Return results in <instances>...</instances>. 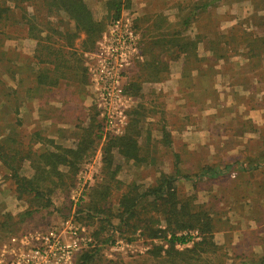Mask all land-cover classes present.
Listing matches in <instances>:
<instances>
[{"label":"rangeland","instance_id":"374dc122","mask_svg":"<svg viewBox=\"0 0 264 264\" xmlns=\"http://www.w3.org/2000/svg\"><path fill=\"white\" fill-rule=\"evenodd\" d=\"M107 1L86 0L93 17L106 25L112 12ZM117 1L133 16L141 41L142 60L128 74L129 80H140L139 93L133 96L132 85L126 88L133 100L121 133L89 137L100 117L92 88L82 86L89 104L81 119L89 123L85 130L81 125L50 131V62L36 59L37 41L28 35L22 14L34 17L38 36L49 46L47 22L60 32L70 20L51 0H17L15 7L14 0H0L10 8L0 23V264H22L20 258L41 248L50 231L69 242L70 224L83 240L69 264H78L85 250L96 251L88 264H257L264 253V163H240L264 155V0H217L198 11L193 7L206 0ZM84 45L78 62L95 47L90 40ZM131 118L139 130L136 158L122 159L113 151L120 169L104 197V144L122 135ZM80 139L93 143L86 151L72 147ZM50 141L68 142L88 158L75 172L56 165L65 170L58 175L44 160L55 151ZM208 167L217 174L207 173ZM162 175L173 178L179 201L190 200L210 214L213 250L156 255L154 246H167L162 236L149 238L148 222L164 229L163 207L157 202L151 206L160 207L150 208L151 198L139 200L129 225L119 221L120 194L129 187L138 196ZM15 176L26 189L40 188L37 197L22 191ZM193 240L175 248H189Z\"/></svg>","mask_w":264,"mask_h":264},{"label":"trees","instance_id":"16d2710c","mask_svg":"<svg viewBox=\"0 0 264 264\" xmlns=\"http://www.w3.org/2000/svg\"><path fill=\"white\" fill-rule=\"evenodd\" d=\"M50 1V0H48ZM217 0H206L198 2L193 7V11L197 9L201 10L208 6H210L213 2ZM14 7L17 6L18 2L17 0H14ZM49 3V2H48ZM51 4L53 7H55L58 10L63 11V13L68 17L71 23H73L74 28L77 31H83L86 35L87 40H90V44H95L96 41L100 38L102 32L104 31L106 27V23H103L102 20L95 19L92 15V12L90 8L87 6V4L83 0H51ZM107 4H109L108 8L112 10L109 20H112L114 18H117L122 8L120 6V2L117 0H109L107 1ZM9 6L4 8V6L0 3V23H4L3 20L5 19V11H7ZM46 12L50 13V6H48ZM194 12H192L193 14ZM22 18L25 19V21L28 23V35L31 37H34V39L37 41L36 45L38 48L36 49V52L38 54L36 55V59L39 60V62H50V59L42 57L43 53L50 54V46L47 45V42L42 40V36H38L40 34H37L38 32V24L35 22L34 17L30 20L26 19L25 14H22ZM43 23V22H42ZM48 24L50 22H47ZM46 23V24H47ZM105 24V25H104ZM49 30V29H48ZM40 31V30H39ZM41 32V31H40ZM255 41V40H254ZM46 43V44H44ZM49 43V42H48ZM250 47V46H249ZM142 49V47H141ZM39 51H42L41 53ZM251 52L253 50L251 49ZM151 63V62H150ZM147 65V63H144ZM144 65V67L146 66ZM153 65V64H152ZM140 80L137 79H131L130 83L127 84L129 87L132 85V94L133 96H137V93H139V83ZM137 120L135 118H131L129 121V124L125 130V132L120 136H114L109 137L103 147L102 150V171L106 178L102 179L101 187L102 191L101 193L104 195H108L111 188L110 184L115 183V175L120 169V165L115 162V156L113 155V151L115 150L118 152L120 156H122V159H131L136 158L135 154L138 151L137 147V136L139 135V130L136 128ZM98 134L100 135L101 132H99V122H95V126L93 127V132L89 134L93 137H98ZM84 142H87L88 144H92L93 140H84ZM83 144V142L81 143ZM62 149V148H61ZM81 151H86V146L77 148ZM73 150L72 148L68 149H62L61 151L65 153L64 155H69L71 157V160L66 161L68 164V168L71 170H76L78 160L82 158V160L88 158L85 153L79 154V150ZM87 153V152H86ZM54 156L55 153H53ZM61 156L60 159H62ZM45 163L48 161L51 165V167L54 169L56 168L54 162H50V156H45ZM257 161V162H256ZM255 162L253 160H246V162H241L240 164L243 166H249L252 163H254V166L259 167L261 163H264V155L260 158H257ZM82 162V161H81ZM205 171L207 173H214L217 174V172H214L213 168H205ZM17 180L20 183V187L22 191L28 192L32 194L34 197H37V195L40 193L38 190L40 188H34L33 189H26L25 183H23V179L19 178L18 176H15ZM131 188H127L125 191H123L117 201V205L119 207L118 217L119 221L124 223V225H129V221L134 218L137 215V204L140 199L142 198H148L151 202L148 203L149 206L151 204L159 203L160 206L163 207L160 214H162L163 223H164V229L161 228H155L154 226V220H152V223L148 222L149 224L146 227L148 228V231L151 232L149 238H159L162 236V239L164 240L167 248H163L162 245H156L154 246V253L156 255H160L162 252L164 253V257L168 256L170 253H173L175 255L183 256L185 254L190 256L191 254H194V252H208L209 249H214V243L212 241L213 239V233H214V222L212 217L209 213L205 211H201L196 209L190 202V200H178L177 194L175 191V188L173 187V178L170 176H164L162 175V178L158 181V183L152 187L144 190L141 194L137 196V194L132 195L130 193ZM22 194L19 193V197ZM104 197L102 200H104ZM158 205V206H159ZM157 205H154L153 210H156ZM159 206V207H160ZM28 213V211L26 212ZM6 218L9 220L12 218L11 213L5 214ZM135 219V218H134ZM136 221V220H135ZM126 223V224H125ZM195 231L196 236L193 234ZM199 237V241L194 242L193 238ZM192 242L191 247H184L181 250H177L175 248L176 245H185L189 242ZM199 249V250H197ZM96 251L85 250L79 254V262L78 264H88L89 261L93 258ZM195 255V254H194ZM193 255V256H194ZM155 256V255H154ZM259 261L257 264H264V253L261 257L258 258ZM171 262V260H170Z\"/></svg>","mask_w":264,"mask_h":264},{"label":"built area","instance_id":"2783aa9c","mask_svg":"<svg viewBox=\"0 0 264 264\" xmlns=\"http://www.w3.org/2000/svg\"><path fill=\"white\" fill-rule=\"evenodd\" d=\"M141 60V41L133 16L121 11L106 25L94 49L85 54V69L95 96L101 134H119L124 130L127 110L133 100L126 92L128 74ZM79 231L77 226L68 225L71 240L65 244L54 231L48 232L41 238V248L31 250L20 261L22 264H69L71 252L83 240Z\"/></svg>","mask_w":264,"mask_h":264},{"label":"crops","instance_id":"0c3cea01","mask_svg":"<svg viewBox=\"0 0 264 264\" xmlns=\"http://www.w3.org/2000/svg\"><path fill=\"white\" fill-rule=\"evenodd\" d=\"M83 1L87 4L86 0ZM51 24L52 23L50 22V131H53V134H55L60 131V128L70 129V126L72 128L71 130H77L81 125L84 127L79 130L82 129V131H84L85 126H87L85 124L88 122L84 119L81 124V119L82 116L86 114V111L87 113L89 112V104L87 102V95L84 94L85 92L80 91L79 88L82 86V88L85 87L87 91H90L89 89L91 87L85 69V62L78 61L81 58L82 53L86 52L82 45L85 46L84 44L86 43L87 38L85 33L83 31H77L71 22L68 24V27L63 31L60 30V32L59 28L54 25L52 26ZM65 36H70V39L68 40ZM79 38H81L80 42L76 43ZM146 51L149 52V48H147ZM147 52H145V54ZM144 63L149 64L150 62ZM144 63L143 66L146 65ZM130 81L131 79H128L129 83ZM91 107L93 108V104H91ZM73 116L76 117L74 120H72ZM92 118L89 116V119L92 120ZM61 119L63 122H68V124L65 126V123H60L62 122ZM91 128L92 126L90 129ZM82 142L83 144H81ZM50 145L55 149L53 153L56 152V156L50 152V162H54L53 164L57 165L56 167L59 165L66 166L68 164L66 161L71 160V157L69 155H64L65 153L61 150L71 147L68 146V142L50 141ZM71 145L72 147L77 146L78 148H84L85 145L89 148L92 144H88L87 142H84L83 139H80ZM61 156L64 157L60 159ZM81 161H83L82 158L78 160L79 163ZM50 171L59 175L65 170L59 168L53 169L50 166ZM18 200L16 202H19ZM14 205L16 206V204ZM17 209H20V207ZM10 211L13 212L15 210Z\"/></svg>","mask_w":264,"mask_h":264}]
</instances>
